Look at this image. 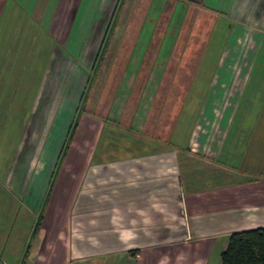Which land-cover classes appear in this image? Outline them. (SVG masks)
<instances>
[{
	"label": "crops",
	"instance_id": "obj_1",
	"mask_svg": "<svg viewBox=\"0 0 264 264\" xmlns=\"http://www.w3.org/2000/svg\"><path fill=\"white\" fill-rule=\"evenodd\" d=\"M251 75L264 95V0H0V214L32 207L27 264H221L264 227V103L230 133Z\"/></svg>",
	"mask_w": 264,
	"mask_h": 264
},
{
	"label": "rangeland",
	"instance_id": "obj_2",
	"mask_svg": "<svg viewBox=\"0 0 264 264\" xmlns=\"http://www.w3.org/2000/svg\"><path fill=\"white\" fill-rule=\"evenodd\" d=\"M256 78L251 75L249 77V80L246 83V87L242 92H240V97L237 102V106L231 109V115L233 117V123L230 127V133H233L234 131H238L240 133H243L245 136L248 135V132L250 131L253 123L244 124L241 122L242 117H247L250 115H256L259 109L262 108L264 103L263 101L260 102V99L264 97L262 95L263 93L257 92L253 89V86H255ZM206 89V88H205ZM194 94H207V90H193ZM4 96L8 94L7 92H3ZM188 102V101H187ZM202 102V100H201ZM260 103V105H259ZM10 104H8V107ZM200 112V109L198 108H183L182 115H187L185 118V122H189V120L192 118V116L195 114V112ZM238 133V134H240ZM234 134V133H233ZM232 134V135H233ZM241 153V150H234L233 153ZM233 154L231 157H225L222 156L220 160H223L225 164L228 165H234L237 166L239 164V160L236 157V155ZM220 158V157H219ZM219 158L217 159L218 162L221 164ZM243 160V158H242ZM241 160V162H242ZM12 206L6 211V215H4L5 220H1V217L3 215L0 214V264H27V261L30 259H35L34 256L36 255L35 251V243L32 242L31 249L29 250L28 244L32 240L31 235H29V232L27 229H29L30 224H33L35 221H32L33 218L29 213L33 210L32 207H30L29 211L26 210L24 213L23 208L20 210L19 215L16 218L15 212L11 211ZM35 208V207H33ZM29 212V213H27ZM25 214L24 218L23 215ZM53 227L55 229L61 228L62 225L60 221H53ZM52 227V226H51ZM67 229V228H66ZM36 239V238H35ZM34 239V240H35ZM44 238H42L41 241H38V243H43ZM36 241V240H35ZM34 241V242H35ZM37 245V244H36ZM44 254V253H41ZM55 256H52L54 255ZM62 255V250L60 247H58L54 252L47 254L46 256L48 259L52 257V260H58L60 259Z\"/></svg>",
	"mask_w": 264,
	"mask_h": 264
},
{
	"label": "trees",
	"instance_id": "obj_3",
	"mask_svg": "<svg viewBox=\"0 0 264 264\" xmlns=\"http://www.w3.org/2000/svg\"><path fill=\"white\" fill-rule=\"evenodd\" d=\"M220 260L221 264H264V227L231 233Z\"/></svg>",
	"mask_w": 264,
	"mask_h": 264
}]
</instances>
